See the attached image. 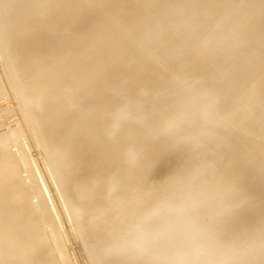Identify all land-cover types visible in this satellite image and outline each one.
Instances as JSON below:
<instances>
[{
    "label": "bare ground",
    "instance_id": "obj_1",
    "mask_svg": "<svg viewBox=\"0 0 264 264\" xmlns=\"http://www.w3.org/2000/svg\"><path fill=\"white\" fill-rule=\"evenodd\" d=\"M63 1L0 0V55L7 62L4 63L5 75L0 70V97L7 92L6 88L4 92L5 81L12 91L17 86L18 89L15 88V90H19L21 96L15 91L14 94L19 95L15 98L19 99V102L22 98L23 101L20 102L22 106L18 105L19 102L16 104L19 108L27 107L28 111L20 110H26L22 112L26 113L25 115L29 113L33 121V126L29 125L32 135H23L32 137L31 143L36 149H31L30 141L28 142L30 138L25 139L18 130H8L0 134V186L8 189L12 199L21 201L25 198L19 192L21 172H27L33 184L35 183L31 169L33 160L43 179V184L38 181L36 186L43 190L45 201L48 195L54 202L50 179L42 165H38L40 161L38 162L37 158L42 156L47 159L46 162L51 168V181L56 187H59L57 178L68 182L72 180L77 185V193L82 195L78 194L79 197H74V202L77 198L81 202L91 200L93 194L89 187H93L92 184L95 181H92L93 176L81 179L79 175L82 173L79 169H84L86 172V169L95 167L96 159H101V156L99 158L93 156L94 149L105 142L99 140L101 134L97 131L112 133L114 139L116 138L113 145L119 149H123L135 134L129 129L127 119L129 111L125 104L118 107L120 115L117 120H109V113L98 105L101 98L104 100L110 97L109 91L113 89L116 90L114 92L129 91V96L139 95L141 99L136 97L138 101L147 102L156 100L153 99L156 96H168L163 93L172 94L185 91L189 86L200 88L214 76L219 80L227 78L247 63L252 66L256 63H264V0H155V2L149 0L145 7L144 4L148 0H141V3L137 0L139 5H143L142 8L137 4L138 2L135 4L141 10L137 6V8H131L136 1L131 0L134 3L130 4V0H128L129 3L116 0L119 4L121 1L124 5L125 2L130 5L129 9L124 7L126 8L124 10L122 4L120 7L114 2L124 10L122 12L119 8L120 12H116L117 8L113 10L112 6L110 7L112 11L109 10L108 5L110 4L106 1L110 2V0H67L64 3ZM94 1L95 4H93ZM105 3L108 4L105 6ZM99 8L109 10L110 14H107V11L104 12L107 14L105 22L99 16L104 15L101 14L104 9L100 11ZM147 8L159 9L164 16L147 22L145 18ZM182 12H184L183 16L180 15ZM159 21L164 24L160 22L161 25ZM144 23L146 24L143 33L136 39L139 40L140 45L150 42L153 44L150 50L140 52L133 58V64L139 66L131 69L126 76L125 71L122 70L124 68L121 67V70L120 67L115 68L117 62L116 65L111 64L113 56L122 59L133 48L132 43L134 42L130 41V35ZM258 47L260 48L256 51ZM221 49L227 50L228 53L234 51L236 56L230 59L224 56L217 59L212 58V54L218 55ZM117 60L120 61L119 58L115 61ZM109 64L110 68L113 66L116 71L117 69L119 71L111 74L112 69L108 67ZM131 64L130 61L128 65L131 66ZM133 64L134 67L135 64ZM166 69L168 73L164 71L162 74L161 71ZM105 71L107 75H103ZM98 88H101V91ZM237 88L238 84H231L216 91L204 88L196 96L183 101L176 109L163 112L155 119L157 127L170 132V123L177 117L182 116L186 121L184 115L189 116L199 111L215 114L213 116L217 124L214 130L210 133H208L210 130L205 132L203 137L199 135L204 140L194 142L195 145L193 144L187 155L183 157L187 162L189 159H195V166L189 169L188 166H184V160H180L178 169L172 172L173 175L179 173L175 175L179 177L184 176L190 170L193 176L197 175V180L203 181L205 172L209 166H213L215 181L200 193L192 196L164 223L161 221L157 223L160 208L156 210V206L160 203L161 197L158 198L155 194L151 198L152 202L150 199L147 203V205L151 203L147 209L154 211L150 219L146 217L147 222L143 226L133 225L130 229L122 230L125 237L126 233L129 236L126 237L129 240L126 244H121L120 240L116 239L118 237L109 239L110 241L103 239L99 244H91L89 250L86 248L88 252L85 253L88 260H92L94 264H209V253L213 255L218 247L221 254L226 256L223 259L229 262L227 264H237L246 255H251L250 247L253 246L254 253L256 251L255 254L259 257L255 264H264V238L255 244V237L244 233L239 234L238 231V233L234 231V234L228 239L225 238L224 241L219 240L220 236H218L223 231L222 224L225 223L221 222V219L231 218L234 210L246 201L252 202L251 214L255 217L264 212V200L258 204V200L264 193V162L258 165L260 170L254 172L253 170L257 169L254 168V161L244 162L241 166L238 163L237 170L230 173L229 168L222 169V166L226 163L227 167L234 169L236 159L228 163L227 159L232 155L231 153L228 156L216 154L217 148L237 132L239 128L235 122L237 120L245 121L250 118L249 116L259 114L260 118L256 128L264 134V84L258 86L252 84L240 91ZM247 104L253 108L246 114L244 105ZM236 112L244 113L231 124L229 121L222 122V119L227 116L229 118V115ZM196 115H193V118L194 116L199 118V114ZM193 118L188 122L194 120ZM215 119L212 124L208 121L209 119H206L211 125L209 128L213 127ZM19 121L22 122L18 119L17 122ZM28 121L30 124V120ZM26 122L23 123L26 124ZM205 128L208 129V127ZM150 133L147 134L148 138L145 143L154 137ZM217 133L220 141L210 144L206 137L214 138ZM106 134L103 135L106 137ZM254 136H260V134L255 133ZM254 136L249 137L248 142L261 148L262 145L255 141ZM166 140H168L167 143L156 140L151 144L152 146L139 148L135 153L137 156L133 153L138 165L131 168L128 174L122 173L121 176L126 178L124 182L126 189L134 188L135 183L141 182L156 172L155 164L146 163L144 167L139 168L140 161L145 152H150L154 156V145L155 148L164 147L174 139L167 138ZM156 142H160V145L155 144ZM15 147L17 151L13 152ZM32 151H36L38 157ZM131 157L133 160V156H128V161ZM115 158L118 159V157ZM104 160L107 164L111 158L106 157ZM126 167L119 165L115 172L121 173ZM199 180L197 182L202 183ZM133 181L135 183L131 186ZM156 186L158 187L156 182L150 187L144 186L131 197L135 200L146 191L151 189L157 191ZM27 188L30 191L29 185L25 189ZM52 204L54 207L57 206V204ZM205 209H208V214L202 218V212H205ZM76 212L79 223L85 224L82 208ZM237 215L240 214L237 212ZM96 221L95 225L90 226L100 231L103 225ZM198 221L201 225L197 224ZM233 225L235 230L241 223ZM83 230L81 229L82 236L88 233ZM64 232L66 242L72 246V236H69L68 230ZM53 237L54 240H59L54 232ZM83 239L86 241L85 237ZM232 243H234V249L230 246L226 247L228 244L233 245ZM76 250L73 253L77 252ZM76 256L74 259L78 257ZM214 260L216 258H211L210 264H216ZM61 263L63 264V260Z\"/></svg>",
    "mask_w": 264,
    "mask_h": 264
},
{
    "label": "rangeland",
    "instance_id": "obj_2",
    "mask_svg": "<svg viewBox=\"0 0 264 264\" xmlns=\"http://www.w3.org/2000/svg\"><path fill=\"white\" fill-rule=\"evenodd\" d=\"M66 1L67 0H64L63 3ZM124 1L129 3L128 0H124ZM133 1L134 2L136 1V2L134 3L130 0V4L134 3V5H132L131 8L132 7L135 8L137 6L138 9L141 10L140 7H142L143 5H139L138 1H140L141 3L142 1H145V0H142V1L133 0ZM106 2L110 4L108 5L109 10L111 9L110 8L111 6L113 10L117 8L116 12L121 9L120 8L122 4L121 1H120V4L117 3L116 0H110V2L109 1H106ZM114 2L120 5V7L117 6V4H115ZM126 2H125V5L122 4V8L127 7V9H129L130 7L128 6L130 5H127ZM146 2L144 4V7L146 4H148L149 0ZM153 2H155V0H153ZM156 2H161V1H156ZM108 3H105V6ZM136 3L140 7L138 5H135ZM93 4H95V1L93 2ZM53 6L54 5H52V7ZM125 9L126 8H124V10ZM102 10L103 12L101 14H104V15L102 16L99 15V16L101 17L100 19L105 22L107 20L106 15L110 13L108 12L109 10L107 11V8L100 9V11ZM124 10L121 9L120 11L122 12ZM106 11H107V14H105ZM147 11L148 12L145 15L147 22H150L151 20L153 21L154 19L161 18L164 16L159 9H151V8L148 9L147 8ZM183 13L184 12H182L180 15L183 16L184 15ZM160 22L161 21H159L158 23ZM145 24L146 23L139 25L135 29L134 33L130 35L131 36L130 41L133 40L134 42L132 43L133 48L129 50L127 54L123 56L122 59L118 57L119 60L121 59L120 61L118 60L115 61L118 58L117 56H113L114 54L112 55L114 58L112 57L113 61L111 58V61H112L111 64L113 63L112 65L114 64L116 65V62H117L118 66L116 65V67L115 66L114 67L115 68L120 67L119 68L120 70L124 68L122 70L125 71L124 74L126 73V76H128L127 73L130 72L131 69H134L139 66V65L136 66L135 63H134L135 65L133 64V61H132L133 58H135L136 55H139L140 52H145L148 49L150 50L153 44L152 42H150L146 45H140L139 40L136 39L141 33H143ZM245 42L246 41H244V43ZM234 45H237V44H234ZM259 48L260 47H258L256 51H258ZM217 54L218 55H216V53L214 55L212 54V58L217 59V58H221L224 56L227 59H230L236 56L234 51L231 53H228V51L225 49H221L219 53ZM208 56H210V54ZM130 61L134 65V67L132 66V64L131 66H129ZM135 62L137 63V61ZM4 63H7V62L0 55V70L3 71L5 75ZM3 66L4 68H2ZM110 66L111 65L109 64L108 67L110 68ZM115 68H113V66L112 68H110L112 69L111 74H115L119 71V69H117L118 71H116ZM113 71H116V72H113ZM164 71H167L168 73L167 69L162 70L161 73L163 74ZM105 74H106V71L103 75ZM5 84L8 87L6 85L4 86V92L7 89L6 91L8 93L5 92V95L7 96V98L3 94V96L1 97L4 100L0 99V134H3L8 130H16V131L18 130L19 133H22V135L23 134L32 135L31 128L29 126V125L33 126V121L30 118L31 116L27 112L28 113L27 115L29 117L28 118L27 115H25L26 113L22 112V111L25 112L26 110L28 111V109H26L27 107L19 108V106H22L21 103L23 100L22 98L19 97L22 100V101L20 100L21 102L20 103L19 99L15 98L20 95L19 90L18 91L15 90L17 86H15L14 91H12L10 90L12 88L9 86V84L6 81H5ZM231 84L232 85L238 84V88H237L238 91H240V89L244 90V88L250 87L252 86V84H255L256 86L264 84V63H256L254 66L247 63L244 66H242L239 70L232 73L227 78H224V79L222 78L219 80V78L217 79L214 76L213 79L206 81V83L200 88L195 87V86H189L187 87L185 91L173 92L172 94L163 93L164 95H168V96H164V97L156 96L153 98L156 100H151L147 102L138 101L136 97H138L139 95L129 96L128 95L130 94L129 91L114 92L116 91L114 89L109 91L108 94H110V97L104 100H102L101 98V102L99 101L98 105L100 106L102 110L105 109L109 113V117H108L109 120H112V119L117 120L120 115L118 113V107L125 104L128 107V111H129L128 118H127L129 129L135 132V134L133 135V138L131 139L132 141L129 139V143L123 149H119V148H116L115 145H113V143H115L116 138L114 139V136L112 135V133L106 134L107 133L106 131L105 132L97 131L98 133L101 134L99 140L101 141L104 140L105 142L104 144L99 145L97 149H94L93 156L95 158H99L101 156V159L100 160L96 159L95 167L92 169H86L85 170L86 172H84V169H79L80 172L82 173L79 175L81 179L83 177L86 178L87 176L88 177L93 176L92 181H95L94 184H92L93 187L91 186L89 187L93 195H92L91 200H89L88 202H85V201L81 202V200L78 198H77V201L74 202L75 198L79 197L78 196L79 193H77L78 192V190L76 189L77 185L73 183L72 180L71 182H68L66 180L67 181L66 182L65 179L60 180L59 178H57L56 180L58 182L59 187H56L51 181V175H50L51 168L48 162H46L47 159L42 156L41 157L40 156L38 157V155L36 156V154L38 153H36V151H32V153L35 154L36 157H38L37 161L38 160L40 161V162L38 161L39 162L38 165L39 164L42 165L43 169L46 172L47 177L50 179V186L52 188L51 191H53V197H54V199L53 198L52 199L54 202H52L51 198L48 195L46 196L47 199L45 201L43 199L44 198L43 190L39 189V186H36V184L38 185V181L40 182V184H43V181H42L43 179H42V176L40 177V173L37 169L36 163L33 160L31 162L32 164L31 169L33 172V176L35 178V183L33 184L32 182L33 180L30 178L27 172H23V173L21 172L20 174L21 186H20L19 192L22 197H25L23 200L20 201V199L16 200V199L10 198L11 193L9 194L8 189L6 187L0 186V264H62L61 263L62 260H63V264H66L67 262L68 264H78L79 262L80 264H94L92 260H88V258L85 256L87 255L85 253L88 252L89 246L91 244L92 245L99 244V242L103 241V239L109 240L112 238L115 239L116 237H118L116 239H119L121 244L122 243L126 244V242L129 241L126 237H129V236H128V233L126 232L125 233L127 236L125 237V235H123L124 229L125 230L130 229V227H133V225L143 226L144 223L147 222L146 217L150 219V216L153 214L154 211L153 209H147L149 208V206H151V203H149L150 205H147V203L152 198V196H155V194L158 196V198L161 197L160 203L157 204L158 206H156L157 207L156 210H158V207L160 208L159 209V219L157 223H159V221H161V223H164L165 221H167L170 218V216L173 214V212H175L180 206L187 203L192 196H195L196 194L200 193L203 189H205L206 187H208V185L212 184L215 181V178H216L215 168L213 166H209V168L205 172L206 174L203 177L204 182L198 179L199 182H202V183L197 182L198 181L197 175L193 176V173L190 170L184 176H179V177H175V175H179V173H174L173 175L172 172L173 171L176 172V170L178 169L177 167L179 166L181 162L180 160H184V166H188L189 169L195 166V163H196L195 159L193 160L189 159V162H187L185 161V158L183 157L187 155L189 150L192 148L193 144L195 145V143L198 142V140H204L201 137L204 136L205 132L210 130L208 132L210 133L212 130H214V127L217 124V121L213 116L215 114L209 112L211 113L209 115L208 112L202 111L204 113L203 114L201 111H199L196 113H192L193 115L199 114L198 115L199 118L196 117L197 115L194 116L193 118L192 114H189V116L184 115L186 117V121H185V118L182 116L180 118L179 117L175 118L174 120H172L173 122L171 121L172 124L170 123L169 128L171 131L166 132L165 129H163L162 127L156 126L155 119L163 112L169 111L173 108L176 109L178 105H180L183 101L187 99H191L193 96H196L197 93L200 92V90L204 88H206L207 90L211 89L212 91H216V90H219V88H223V87L226 88V86L231 85ZM98 89H100L101 91V88H98ZM15 91L18 93H16ZM105 92L107 93V91ZM12 93L13 94L16 93L19 95L14 94L15 95L14 96ZM122 93L124 94V96ZM224 93H225V90H224ZM10 95L12 97H10ZM8 96L10 98H8ZM138 98L141 99L140 97ZM245 101H247V99ZM16 102L17 104L19 102L18 104L19 106L16 104ZM244 106L246 107V114L247 112L249 113L248 110H251V108H253V106L250 107L249 104L244 105ZM20 109H26V110H20ZM21 112H22V115H21ZM243 113L244 112L242 113L236 112L235 114L229 115V118L227 116L224 119H222L223 120L222 122L226 123L227 121H229L231 124L232 121L241 117ZM24 115L25 117H23ZM190 116H192V118L196 121L190 120L188 122L189 119H192L190 118ZM187 117H189L188 120H187ZM217 117H220V116H217ZM249 117L250 118L247 117L248 120H245V121L244 120L235 121L237 125H239L237 132L233 133L231 137L226 140L227 142L222 143L217 148V153H216L217 155L220 154V155L228 156L230 153L232 154L227 159L229 160L227 161L228 163H230L232 159L233 160L236 159V162H235L236 166L234 167V169L227 167L228 165H226V163L225 165L222 164L224 165L222 166V169L225 167L229 168L230 173L234 172V170L235 171L237 170L238 163H239V166H241L244 162L254 161L255 162L254 168H257L253 170L254 172L256 170L258 171L259 169L258 165L264 162V137H263L264 134H262L263 132H261L260 130L256 128L260 116L259 114H254L252 117L251 116ZM24 118L26 119L28 118V119L26 120ZM200 118L202 121L200 120ZM18 119H20L22 122L20 121L17 122ZM206 119L207 120L209 119L208 121H211V124L213 120L215 119L216 122L214 123L212 128H209L211 125ZM28 120H30V124ZM177 120L179 122H177ZM198 121H201V122H198ZM23 122L24 123L26 122V124L28 125L26 126V124H24ZM5 123L8 125L10 123L11 124L14 123V124L13 125L10 124L8 126ZM204 124H208L209 126L208 125L205 126ZM21 126L25 129L27 127L28 129L23 130ZM201 126H203L204 128ZM205 127H208V129H206ZM150 132H153V133H150ZM148 133L153 134L154 137L149 140L150 142L148 141L147 143H145L148 138V135H147ZM255 133L260 134V136H254ZM103 134L104 135L106 134V137ZM30 135H27L28 137L27 136L25 137L24 135L23 136L25 137V139L30 138L28 142L30 141V147L33 150L35 149V147H33L34 144L31 143L32 137H30ZM217 136L216 137L214 136V138H210L211 136L206 137V140L207 141L209 140L210 144L217 143V141H220L218 133H217ZM251 136L256 137L254 139L255 141L259 142L258 143L259 145H262L261 148H257L256 145L254 146L248 142V139ZM165 137L173 138L174 140L170 141L168 144H165L164 147L159 146L155 148V145L153 144L154 145L153 153H155L154 156H152L153 154L151 155L150 152H145L143 155L144 156L143 159L140 161L141 165L139 166V168L144 167L146 163L155 164L156 172L152 173L150 176H148L141 182L135 183L133 181L131 186H133L135 183L134 188L132 187L131 189H126V186L124 184L126 178L125 176L124 178H122L121 176H122V173L128 174V172L131 171V168L136 167L138 165V163L136 162V159H134L136 155L135 154L136 151H138L139 148H143L144 146H147V147L152 146L151 144L155 142L156 140L166 141L167 143L168 140H166L167 138ZM157 143L158 142H156L155 144ZM158 145H160V142L158 143ZM16 151H17V148L15 147L13 149V152H16ZM133 153L135 155H133ZM128 156H133V160L131 157V159L128 161L127 159ZM106 157H108V159L111 158V160L114 159V161L111 162L110 160L107 164H105L104 158L106 159ZM115 157H118V159H116ZM118 162L120 163L118 164ZM119 165L120 167L123 165L127 167L121 173H116L115 169ZM189 173H191V175H188ZM154 182L158 183V187L156 186L157 191L151 189L150 191H146L142 193L141 196H139V198L135 200L132 199L133 198L131 197L132 194L134 193L137 194L138 190L144 186H146V188L148 186L150 187V185H152V183ZM28 185L30 186V191H29V188L25 189L26 186ZM152 200L153 199H151V202ZM263 200H264V193H262V196L258 200L259 201L258 204H261ZM52 203L57 204L58 207L56 205L54 207ZM32 205H37V206L33 207ZM251 205H252V202L248 200L245 203H243L239 208L234 210L233 216L231 218L221 219V222H225V223L222 224L223 231H221L218 235L220 236L219 240L224 241L225 238L228 239L229 236L234 234V231H236V233L239 232V234H242V235L244 233V234H249L250 236L255 237V241H254L255 244L259 242L261 238H264L263 237L264 236V212L262 214H259L260 216L255 217L254 215L251 214V210H252ZM58 208H60L59 211L61 210L60 212L62 214L58 211ZM80 208H82V211L84 213V217L86 221L85 224H80L78 217H77L78 214L76 211ZM138 208H140V210ZM237 212L240 215H237ZM57 213L59 215H57ZM207 214H208V209H205V212H202V218L203 216H206ZM59 218L61 219L59 220ZM97 219L98 221H96ZM95 221L98 222L100 225L104 226V227L102 226L100 231H97L95 228L90 226V225H95ZM199 223L200 222L198 221L197 224ZM234 223L235 225L236 223L238 224L241 223V225H239L238 228L234 230V225H233ZM80 225H83V226H80ZM43 229H45L46 231ZM81 229L88 231V233L82 236ZM64 230L69 231L68 234L69 236H72L71 240H73L74 246L73 245L69 246V243L66 242L67 238L65 236ZM53 232L57 234V236L59 237V240L57 241L54 240ZM236 233L235 235H237ZM120 235L121 237H119ZM84 237L86 241H84L83 239ZM83 242H86V243H83ZM254 243L252 244L254 245ZM232 244L233 245L228 244L226 247L230 246V248L234 249V243ZM86 248L88 250H86ZM250 248L252 250L251 255L250 256L246 255L245 258L243 257V259L240 260L237 264H255L257 262L259 257L258 255L255 254L256 251L254 253V247L252 246ZM74 249L75 250L77 249L76 250L77 252H75L76 254L73 253L75 251ZM76 255L80 258H78ZM74 256H76L77 258L74 259ZM208 257H209V260H208L209 264H210L211 258H216V260H214L216 264L229 263L226 259H223L226 256L224 257L221 254V250L218 247L214 251L213 255L209 253Z\"/></svg>",
    "mask_w": 264,
    "mask_h": 264
}]
</instances>
